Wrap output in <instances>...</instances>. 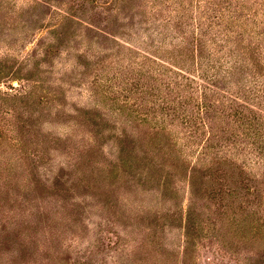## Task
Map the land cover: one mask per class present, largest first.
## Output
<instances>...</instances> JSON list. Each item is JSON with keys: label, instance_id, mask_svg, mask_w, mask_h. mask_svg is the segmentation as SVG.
<instances>
[{"label": "rangeland", "instance_id": "obj_1", "mask_svg": "<svg viewBox=\"0 0 264 264\" xmlns=\"http://www.w3.org/2000/svg\"><path fill=\"white\" fill-rule=\"evenodd\" d=\"M200 28L264 62V0H0V264H264V64L203 152Z\"/></svg>", "mask_w": 264, "mask_h": 264}, {"label": "trees", "instance_id": "obj_2", "mask_svg": "<svg viewBox=\"0 0 264 264\" xmlns=\"http://www.w3.org/2000/svg\"><path fill=\"white\" fill-rule=\"evenodd\" d=\"M211 29L209 31H211ZM196 32L197 33L193 34L192 39H185L184 41H181L176 45L177 48L176 46L174 47L173 54H176L177 50V56H175L174 58L171 57L170 59H164L160 57H158L157 59L163 61L164 64H166L167 62L172 66V68L167 69V66L165 65V72H170L177 76H182L186 80H191L192 82L196 83V86H191L192 93L194 92L195 88H198V86L203 90L200 98L196 96L195 100L198 99V102L196 103L198 104V111L201 112L200 115L203 114L206 117V123L204 126H206L207 129L208 140L207 147L203 150V152H207L210 149L213 140L216 139L218 137L217 135L219 134L216 124H212V126H210L211 122L218 120V117H216L213 111L214 103L210 102L209 100V95L212 94L214 90L212 89V87H217L216 82H218V77H226V79L230 80L231 74H233V72H238V78L235 81H230V85L227 87L226 84V87L230 90L236 88L239 90V93L244 94L246 93L247 89L254 86V88H252L251 90L252 92L255 91L256 94V92L259 93V91H261L258 89L260 87L258 83L260 82V80H262V76L254 77L253 73L257 71L252 70L260 67V65L262 66L264 62L261 60L260 56L256 55L255 48L253 47L254 44L250 42H245L244 44L243 42H239V40H237L238 42L234 43L236 44L235 46L229 47L227 43L222 39L207 40L202 37L196 36L201 32L202 36H206L207 34H209V32H207V29L200 28L196 30ZM162 66L164 68V65ZM248 71L250 72L249 76L245 73ZM191 74L194 75L193 78L186 77V75L188 76ZM249 83H253V85L250 87ZM167 91L172 94L175 93L176 96L182 99L184 98L179 96L180 91H174L171 87L170 89H167ZM213 95L214 94L210 96L213 97ZM177 110V108H174V110L172 109V112L175 113L177 112ZM219 116L222 117L221 114ZM207 121H209V123ZM228 124L229 127L231 124V129L233 128V124L236 125V123L233 121H228ZM166 129V127L158 128L157 134L167 133ZM244 130V134H246L248 131L246 129Z\"/></svg>", "mask_w": 264, "mask_h": 264}]
</instances>
